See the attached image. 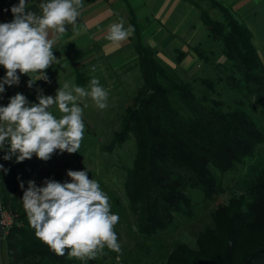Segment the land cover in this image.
I'll list each match as a JSON object with an SVG mask.
<instances>
[{
    "label": "trees",
    "instance_id": "obj_1",
    "mask_svg": "<svg viewBox=\"0 0 264 264\" xmlns=\"http://www.w3.org/2000/svg\"><path fill=\"white\" fill-rule=\"evenodd\" d=\"M126 2L142 84L109 146L135 139V158L126 168L125 190L140 232L152 236L173 226L179 214L192 215V191L215 199L225 189V173L259 150L264 159V132L245 108L211 96L214 81L204 80L205 88L199 90L193 80L162 64L156 49L143 41L141 22ZM201 13L229 60L225 65L229 73L222 80L230 89L253 96L264 110V62L252 31L230 14L223 22L205 9ZM4 76L0 74V79ZM77 80L79 85L86 84L83 74ZM8 150L7 143L0 149V195L3 211L15 215V221L4 238L5 264H91V259L69 258L67 249L59 256L36 237L21 200L20 183L26 189L32 180L28 162L17 163L15 156L5 160ZM262 169L248 189L218 205L212 222L199 231L196 245L177 242L166 264H264ZM67 171L56 181L71 182Z\"/></svg>",
    "mask_w": 264,
    "mask_h": 264
},
{
    "label": "rangeland",
    "instance_id": "obj_2",
    "mask_svg": "<svg viewBox=\"0 0 264 264\" xmlns=\"http://www.w3.org/2000/svg\"><path fill=\"white\" fill-rule=\"evenodd\" d=\"M202 9L219 21L227 22V15L230 14L244 22L252 31L254 43L264 62V0H179L174 5L172 2V7L166 10H171L168 13L164 10L162 16L141 22L145 35L143 41L156 49L157 58L162 64L175 68L180 76L193 80L199 90L205 88L204 80L214 81L211 96L245 108L255 125L264 132V110L256 99L240 90L230 89L222 80L221 77L229 73L225 67L229 60L222 43L215 39L204 23ZM131 41L136 49L134 32ZM56 58L59 63L45 70L49 82L36 80L31 88L23 82L12 85L9 92L0 93V106H7L10 98L17 93L23 94L30 105L38 103L40 94L55 97L56 90L66 82L70 88L79 86L89 90L93 78H97L108 91V106L104 110L96 107L90 97L79 102L85 125L79 152L69 154L57 150L48 161L38 159L35 154L27 159L30 175L37 186H42L45 179H60L65 168L87 170L89 179L96 180L108 196L111 212L120 217L114 231L121 252L105 247L95 259H91V264H166L177 242L196 245L199 231L212 222L218 205L248 189L262 174L264 159L259 150L235 170L224 174L225 189L215 199H207L202 191L194 190L191 192V216L179 214L173 226L152 236L142 234L125 190L126 168L133 164L135 158V139L109 146L119 129L122 115L133 103V97L142 84L138 53L121 51L114 58L89 59L88 62H76L71 55ZM0 74L3 75L1 70ZM77 74H83L86 84H78ZM85 104L87 107H84ZM51 111L57 117L61 115L55 107ZM5 212L15 218L11 212Z\"/></svg>",
    "mask_w": 264,
    "mask_h": 264
},
{
    "label": "clouds",
    "instance_id": "obj_3",
    "mask_svg": "<svg viewBox=\"0 0 264 264\" xmlns=\"http://www.w3.org/2000/svg\"><path fill=\"white\" fill-rule=\"evenodd\" d=\"M82 8L83 0H47L39 4L38 15L27 10L26 0L12 6L13 20L0 23V66L6 70L0 79V93L5 91V85H18L20 75L30 77L29 88L36 80L49 82L45 70L59 63L53 54L54 45L66 33V25H72L76 31ZM133 32L131 26L126 29L120 21L109 26L106 39L119 43ZM108 95L97 78L91 79L89 90L70 88L66 82L56 90L55 97L40 94L38 103L31 105L23 94H15L7 106H0V149L6 143L9 145L4 159L15 156L19 163L35 154L38 159L48 161L57 150L79 152L85 131L79 102L90 97L96 107L104 110ZM53 107L61 113L59 117L51 111ZM87 173L68 170L71 182L45 179L42 186L29 180L26 189L20 183L29 224L36 237L59 256H64L66 249L69 258L80 260L95 259L105 247L121 252L114 231L120 217L111 212L108 196Z\"/></svg>",
    "mask_w": 264,
    "mask_h": 264
},
{
    "label": "crops",
    "instance_id": "obj_4",
    "mask_svg": "<svg viewBox=\"0 0 264 264\" xmlns=\"http://www.w3.org/2000/svg\"><path fill=\"white\" fill-rule=\"evenodd\" d=\"M127 1L140 22L151 20L154 17L157 18L159 15L162 16L163 12L172 7V2L173 5L179 3V0ZM26 2L28 4L27 10L39 15L41 14L39 4L47 2V0H26ZM18 3L19 0H0V23L13 20L11 8ZM169 11H166V13ZM80 12L81 15L76 22V31L72 30V25H66V33L54 45L53 54L55 57L71 55L76 62L84 60L88 62L89 59L114 58L121 51L137 54L136 49L132 47L131 37L133 33L128 39L119 43H113L106 39L109 26L113 23L123 21L126 29L129 26L132 27L130 10L126 0H83V8L80 9ZM142 37H145L143 30ZM0 70L6 75L3 66H0ZM29 78L28 75H20V82L28 84L25 81H29ZM9 87L5 85V92H9Z\"/></svg>",
    "mask_w": 264,
    "mask_h": 264
},
{
    "label": "water",
    "instance_id": "obj_5",
    "mask_svg": "<svg viewBox=\"0 0 264 264\" xmlns=\"http://www.w3.org/2000/svg\"><path fill=\"white\" fill-rule=\"evenodd\" d=\"M2 204H1V195H0V264H5L4 260V252H3V244H4V238H5V229L2 222Z\"/></svg>",
    "mask_w": 264,
    "mask_h": 264
},
{
    "label": "built area",
    "instance_id": "obj_6",
    "mask_svg": "<svg viewBox=\"0 0 264 264\" xmlns=\"http://www.w3.org/2000/svg\"><path fill=\"white\" fill-rule=\"evenodd\" d=\"M2 222L5 229V235L9 232L14 223V217L9 216L5 211L2 212Z\"/></svg>",
    "mask_w": 264,
    "mask_h": 264
}]
</instances>
